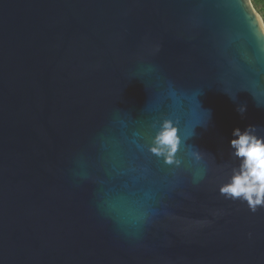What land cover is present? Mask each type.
I'll return each instance as SVG.
<instances>
[{
	"label": "water",
	"instance_id": "water-1",
	"mask_svg": "<svg viewBox=\"0 0 264 264\" xmlns=\"http://www.w3.org/2000/svg\"><path fill=\"white\" fill-rule=\"evenodd\" d=\"M242 42L251 47L232 0H0V264H264V208L219 193L240 163L233 129L264 136V107L223 90ZM164 80L210 111L189 141L206 177L182 175L172 190L169 166L131 139L159 119ZM109 127L161 189L160 216L135 237L98 208L97 178L131 183L98 170Z\"/></svg>",
	"mask_w": 264,
	"mask_h": 264
},
{
	"label": "clouds",
	"instance_id": "clouds-1",
	"mask_svg": "<svg viewBox=\"0 0 264 264\" xmlns=\"http://www.w3.org/2000/svg\"><path fill=\"white\" fill-rule=\"evenodd\" d=\"M264 3V0H261ZM251 38V47L241 44L239 59L228 60L222 82L224 92L234 102L240 93H247L257 108L264 107V11L256 6V0H232ZM152 111L159 117L148 125L156 128L151 136L148 130L134 131L132 145L136 153L145 148L148 153L169 166L165 190H172L180 177L187 176L192 184H199L207 174L204 154L189 144L196 136V129L203 127L210 111L202 107L199 94L178 88L171 80H164L153 91ZM236 111L241 115L247 104L240 103ZM127 121H120L126 126ZM158 125V127H157ZM230 146L239 159L238 169H233L230 179L222 184L219 193L227 200L246 202L252 212L264 208V136L257 135L255 125L244 130L233 129ZM148 143H145V140ZM128 138L120 127H109L98 137V170L106 175H129L131 183L116 188L102 177L97 178L98 208L121 230L130 236H138L160 216L158 204L161 189L152 187L156 181L147 166L125 159ZM147 184L149 187H140Z\"/></svg>",
	"mask_w": 264,
	"mask_h": 264
},
{
	"label": "trees",
	"instance_id": "trees-1",
	"mask_svg": "<svg viewBox=\"0 0 264 264\" xmlns=\"http://www.w3.org/2000/svg\"><path fill=\"white\" fill-rule=\"evenodd\" d=\"M256 6L258 9L264 11V3H261V0H256Z\"/></svg>",
	"mask_w": 264,
	"mask_h": 264
}]
</instances>
